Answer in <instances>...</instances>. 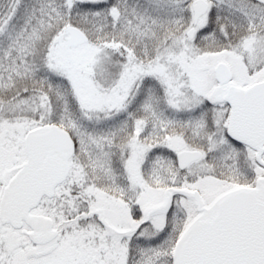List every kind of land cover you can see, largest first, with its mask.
I'll list each match as a JSON object with an SVG mask.
<instances>
[{"label":"snow or ice","instance_id":"6c2138e0","mask_svg":"<svg viewBox=\"0 0 264 264\" xmlns=\"http://www.w3.org/2000/svg\"><path fill=\"white\" fill-rule=\"evenodd\" d=\"M0 264H264V0H0Z\"/></svg>","mask_w":264,"mask_h":264}]
</instances>
